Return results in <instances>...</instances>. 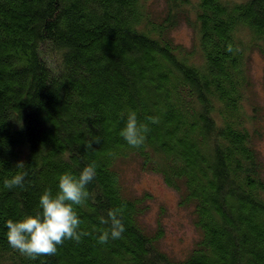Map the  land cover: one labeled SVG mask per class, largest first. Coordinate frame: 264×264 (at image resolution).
<instances>
[{"label":"trees","instance_id":"obj_1","mask_svg":"<svg viewBox=\"0 0 264 264\" xmlns=\"http://www.w3.org/2000/svg\"><path fill=\"white\" fill-rule=\"evenodd\" d=\"M180 23L190 46L172 35ZM252 53L264 88V0H0V264H264ZM130 111L150 128L138 148L120 136ZM93 163L90 199L76 206L90 235L35 260L14 250L6 221L36 214L61 174ZM127 164L191 208L197 237L183 256L161 247L159 220L146 226L152 196L126 190ZM18 172L23 187L6 189ZM112 209L125 231L100 244L98 217Z\"/></svg>","mask_w":264,"mask_h":264},{"label":"clouds","instance_id":"obj_2","mask_svg":"<svg viewBox=\"0 0 264 264\" xmlns=\"http://www.w3.org/2000/svg\"><path fill=\"white\" fill-rule=\"evenodd\" d=\"M226 50L233 51L231 45ZM148 119L153 124L159 123L158 117ZM149 132V126L138 122L136 112L130 111L120 136L129 146L138 148L144 145ZM99 143V137H92L86 142L85 147L91 149L93 144ZM17 167L23 168V162L18 163ZM26 175L25 172H18L10 179H5L4 187L6 189L23 187ZM95 176L94 163L85 166L78 176L70 172L61 174L55 194L51 189H46L39 197V210L36 214L25 215L16 221L12 219L6 221L8 244L21 255L35 260L41 256H54L58 246H62L66 240L79 243L82 237L90 235L80 227L82 221L76 206H84L90 199L87 185ZM120 213L121 210L112 209L107 212L106 217H98L101 225L108 226L98 235V243L107 244L110 240L122 238L125 228Z\"/></svg>","mask_w":264,"mask_h":264},{"label":"rangeland","instance_id":"obj_3","mask_svg":"<svg viewBox=\"0 0 264 264\" xmlns=\"http://www.w3.org/2000/svg\"><path fill=\"white\" fill-rule=\"evenodd\" d=\"M172 35L176 41L190 46L193 42L191 29L180 23ZM263 59L252 53L248 70L253 83L252 95L257 104L255 110L262 118V136L258 141V149L264 164V88L262 86ZM122 179L126 190L132 195L149 192L152 196L149 210L144 216L147 227L154 228L157 220L162 224L164 235L160 241L161 247L170 255L183 256L191 248L197 237L192 223L191 208L180 206L177 193L169 188L161 176L141 171L136 164H127L122 167Z\"/></svg>","mask_w":264,"mask_h":264}]
</instances>
